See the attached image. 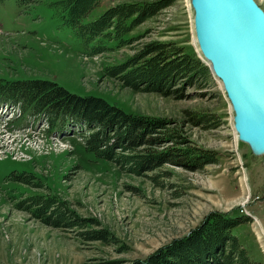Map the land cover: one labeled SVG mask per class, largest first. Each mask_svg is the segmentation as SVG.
Instances as JSON below:
<instances>
[{"label":"rangeland","instance_id":"374dc122","mask_svg":"<svg viewBox=\"0 0 264 264\" xmlns=\"http://www.w3.org/2000/svg\"><path fill=\"white\" fill-rule=\"evenodd\" d=\"M55 1H0V78L48 79L126 112L162 118L189 143L216 153L217 161L200 171L166 163L171 175L156 186L86 152L81 137L72 133L75 126L49 131L43 116L0 107V264H133L186 234L210 211L246 216L232 232L249 258L264 264V154L252 153L238 139L221 80L210 70L205 82L184 81L177 93L164 96L136 91L104 72L153 40L171 42L201 59L191 0H170L127 35L132 43H111L110 50L95 56L84 53ZM133 1L155 0H102L91 16ZM255 1L264 11V0ZM191 113L207 114L216 126L191 121ZM21 171L39 177L42 188L9 179L11 172ZM34 194L56 195L80 217L97 221L88 228L106 229L114 240H84L79 228L52 227L16 207Z\"/></svg>","mask_w":264,"mask_h":264},{"label":"trees","instance_id":"16d2710c","mask_svg":"<svg viewBox=\"0 0 264 264\" xmlns=\"http://www.w3.org/2000/svg\"><path fill=\"white\" fill-rule=\"evenodd\" d=\"M17 1L28 5L38 0ZM101 1L54 2L62 12L63 23L88 56L110 50L111 43L116 47L132 43L135 39L127 35L170 4V0L122 2L91 16ZM104 70L126 87L164 96L177 93V85L184 81L195 84L210 77L209 66L199 57L171 42L158 40L141 44L126 60ZM0 99L18 107L23 114L45 117L49 131L55 126H75L72 133L81 137L86 152L113 162L126 173L146 176L156 186L163 185L161 180L171 175L164 169L166 163L200 171L217 161L216 153L189 143L178 128L170 127L162 118L126 112L102 97L72 93L52 80L0 78ZM190 118L207 128L216 126L204 113H191ZM8 177L32 187L43 186L39 177L27 171L11 172ZM15 205L46 225L65 230L79 228L78 234L84 240H114L106 229L88 228L98 225L97 221L80 217L56 195H28ZM245 221L244 215L210 211L186 234L133 264H257L232 232Z\"/></svg>","mask_w":264,"mask_h":264},{"label":"water","instance_id":"95a60500","mask_svg":"<svg viewBox=\"0 0 264 264\" xmlns=\"http://www.w3.org/2000/svg\"><path fill=\"white\" fill-rule=\"evenodd\" d=\"M191 6L198 51L222 82L238 139L264 154V11L255 0H191Z\"/></svg>","mask_w":264,"mask_h":264},{"label":"bare ground","instance_id":"6f19581e","mask_svg":"<svg viewBox=\"0 0 264 264\" xmlns=\"http://www.w3.org/2000/svg\"><path fill=\"white\" fill-rule=\"evenodd\" d=\"M14 108H16V107H14Z\"/></svg>","mask_w":264,"mask_h":264}]
</instances>
